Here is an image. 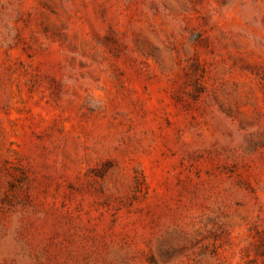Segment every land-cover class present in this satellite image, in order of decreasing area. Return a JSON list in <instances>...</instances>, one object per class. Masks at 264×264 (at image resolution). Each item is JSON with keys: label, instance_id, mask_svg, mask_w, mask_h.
I'll list each match as a JSON object with an SVG mask.
<instances>
[{"label": "rangeland", "instance_id": "1", "mask_svg": "<svg viewBox=\"0 0 264 264\" xmlns=\"http://www.w3.org/2000/svg\"><path fill=\"white\" fill-rule=\"evenodd\" d=\"M0 264H264V0H0Z\"/></svg>", "mask_w": 264, "mask_h": 264}]
</instances>
